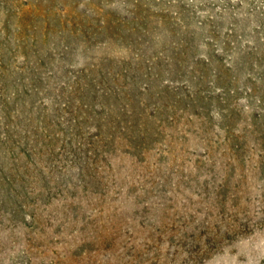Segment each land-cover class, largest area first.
<instances>
[{
	"label": "rangeland",
	"instance_id": "obj_1",
	"mask_svg": "<svg viewBox=\"0 0 264 264\" xmlns=\"http://www.w3.org/2000/svg\"><path fill=\"white\" fill-rule=\"evenodd\" d=\"M0 264H264V0H0Z\"/></svg>",
	"mask_w": 264,
	"mask_h": 264
}]
</instances>
